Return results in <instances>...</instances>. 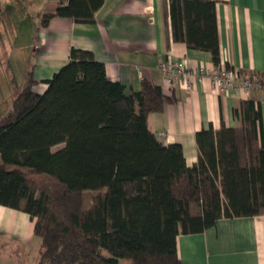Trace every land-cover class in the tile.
I'll list each match as a JSON object with an SVG mask.
<instances>
[{
    "label": "trees",
    "instance_id": "trees-1",
    "mask_svg": "<svg viewBox=\"0 0 264 264\" xmlns=\"http://www.w3.org/2000/svg\"><path fill=\"white\" fill-rule=\"evenodd\" d=\"M103 1L59 0L40 24L52 16L93 22ZM169 13L173 40L208 51L219 65L215 0H169ZM43 81L45 90L33 91L28 71L0 116V205L35 220V264H182L179 233L264 214V142L253 99L233 109L240 126L195 133L189 166L180 143L166 144L148 127L147 115L173 100L158 84L143 80L127 93L92 51L77 47Z\"/></svg>",
    "mask_w": 264,
    "mask_h": 264
},
{
    "label": "crops",
    "instance_id": "crops-1",
    "mask_svg": "<svg viewBox=\"0 0 264 264\" xmlns=\"http://www.w3.org/2000/svg\"><path fill=\"white\" fill-rule=\"evenodd\" d=\"M58 1L48 0L40 6V21L43 13L54 11ZM215 7L219 65L264 76V0H215ZM94 17L93 22L79 23L70 17L52 16L46 26L40 21L35 25L33 38L25 42L32 48L25 77L27 81V72L31 71V77L37 80L33 91L45 90L43 80L68 61L72 47L83 48L104 63L107 76L120 81L127 93L148 80L173 99L163 110L150 112L147 124L164 143L181 144L187 165L197 160V131L209 126L219 129L241 125L233 114L241 100L253 99L259 106L264 142L263 91L216 88L211 80L216 67L211 54L173 40L169 0H104ZM4 51L7 53V45ZM162 61L184 62L191 73V89L184 87L182 78L165 84L159 69ZM16 218L21 219L22 237L28 242L34 235L35 220L25 212L0 205V221L8 235L17 232L13 228ZM177 250L182 264H264V214L222 217L202 232L179 233Z\"/></svg>",
    "mask_w": 264,
    "mask_h": 264
},
{
    "label": "rangeland",
    "instance_id": "rangeland-1",
    "mask_svg": "<svg viewBox=\"0 0 264 264\" xmlns=\"http://www.w3.org/2000/svg\"><path fill=\"white\" fill-rule=\"evenodd\" d=\"M47 1L9 0V3L5 4L7 0H0V4L4 2V10L0 11V116L8 112L13 97L25 85V69L28 55L32 49L26 47L25 42L31 41L33 38L34 27L40 21L38 11L40 6H44ZM17 44L19 47L12 46ZM6 45L9 55L4 51ZM30 62L33 61L30 59ZM62 146L63 144H57L52 147V150ZM85 197L88 201L89 195H85ZM21 222L20 218H16L13 228H16L17 232L14 231L8 235L7 227L0 221V264L36 263L40 239L33 235L28 242L23 240Z\"/></svg>",
    "mask_w": 264,
    "mask_h": 264
},
{
    "label": "built area",
    "instance_id": "built-area-1",
    "mask_svg": "<svg viewBox=\"0 0 264 264\" xmlns=\"http://www.w3.org/2000/svg\"><path fill=\"white\" fill-rule=\"evenodd\" d=\"M159 69L163 81L167 85L173 84L182 78L184 87L191 89V73L182 61H162ZM211 80L218 89H234L241 91L261 90L264 94V76L256 72L241 73L229 67L217 65L211 73Z\"/></svg>",
    "mask_w": 264,
    "mask_h": 264
}]
</instances>
